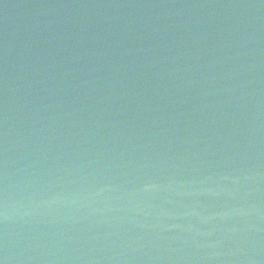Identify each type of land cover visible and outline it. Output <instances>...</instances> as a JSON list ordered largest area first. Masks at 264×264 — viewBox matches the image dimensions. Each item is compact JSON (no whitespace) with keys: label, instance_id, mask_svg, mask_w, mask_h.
Instances as JSON below:
<instances>
[{"label":"water","instance_id":"obj_1","mask_svg":"<svg viewBox=\"0 0 264 264\" xmlns=\"http://www.w3.org/2000/svg\"><path fill=\"white\" fill-rule=\"evenodd\" d=\"M3 264H264V0H0Z\"/></svg>","mask_w":264,"mask_h":264},{"label":"snow or ice","instance_id":"obj_2","mask_svg":"<svg viewBox=\"0 0 264 264\" xmlns=\"http://www.w3.org/2000/svg\"><path fill=\"white\" fill-rule=\"evenodd\" d=\"M0 264H3V262H2V261H0Z\"/></svg>","mask_w":264,"mask_h":264}]
</instances>
